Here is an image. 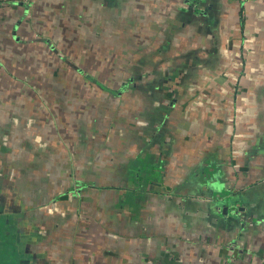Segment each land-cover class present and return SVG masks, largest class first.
Wrapping results in <instances>:
<instances>
[{
    "label": "crops",
    "instance_id": "1",
    "mask_svg": "<svg viewBox=\"0 0 264 264\" xmlns=\"http://www.w3.org/2000/svg\"><path fill=\"white\" fill-rule=\"evenodd\" d=\"M131 1L139 54L127 59L123 48L135 66L121 105L92 100L100 124L83 126L88 109L72 100L56 117L42 108L25 128L29 110L1 101L0 152L25 143L26 162H59L47 173L69 162L67 176L79 179L48 199L63 210L85 207L82 191L92 207L104 190L109 204L125 203L103 239L105 264H264V0ZM78 12V0H0L1 97L17 96L24 66L54 63L53 43L78 45ZM109 16L107 29L115 9ZM91 38V48L115 44Z\"/></svg>",
    "mask_w": 264,
    "mask_h": 264
},
{
    "label": "rangeland",
    "instance_id": "2",
    "mask_svg": "<svg viewBox=\"0 0 264 264\" xmlns=\"http://www.w3.org/2000/svg\"><path fill=\"white\" fill-rule=\"evenodd\" d=\"M123 3L127 5V10L126 8L120 9ZM133 4L134 2L131 0L130 2L127 0H113L112 2L78 0V45L70 40L66 44L53 43L56 46L51 50L56 58L54 63L51 65L41 62L40 66L32 65L37 68L35 71L31 70L28 65L24 66L25 76L16 77L20 80L17 96H12L14 92L7 96L4 94L3 97L0 96V102L12 104L13 109L29 110L27 116L30 115V121L25 122L24 119H21L22 122L24 121L25 128L29 124H34L33 116L42 115L39 112L42 108H45L51 117H56L60 112L58 106L70 105L72 100L78 101L76 106L84 105L86 110L88 109V113L78 119L83 126L85 125L82 120L86 125L100 124L99 120H94L96 108L93 107L94 112L90 110V104H93L92 100H99L98 106H102V104L120 106L126 99L123 96L127 88L125 69H130V67L134 69L133 66H135H127L129 64L127 59L134 58V55L139 54V33L132 30L133 24L137 27L138 14L134 16L131 11H128ZM91 5L92 7L89 8ZM112 8L115 9L116 16L111 19L112 25L107 29ZM127 12L131 13L130 17L126 15ZM192 13L198 16L203 14L202 11H192ZM97 17H101L102 20L98 26L93 27L92 20ZM133 20L135 21L133 22ZM142 27L145 26L142 25ZM111 28L113 29L110 30ZM125 31L128 33H124ZM95 35L101 38L100 41L103 38L105 46L109 42L110 44L115 42V44L108 46L109 50L91 48L93 45L91 37ZM102 35L105 36L102 37ZM108 37L109 39L106 41L105 39ZM113 38L115 41L111 43ZM123 40L126 42L125 46H123ZM123 48L129 52L126 60L122 55ZM105 61H113L117 64H110V62L103 64ZM18 67L20 69L21 66ZM38 69H40L39 74L32 81L29 73L35 74ZM22 77L24 79H20ZM3 107L5 106L3 105ZM7 115L8 112H3V110L0 113V117L5 118ZM72 117L77 119L75 116ZM55 120H57L56 123L62 125L60 118ZM78 121L75 124L78 125ZM103 124L106 126V123ZM87 129L82 131L86 133L85 131L89 130ZM17 132L23 133L24 130L21 129ZM35 134L34 130L33 144L38 141L34 139L38 138ZM33 144L32 147H38ZM20 147L23 149L25 143L18 145L16 141L13 145L8 146V153L0 152V242L3 239V245H0V264H20V261L17 262L16 259L19 251L23 252L21 257L23 264H105L106 246L103 239L107 237L108 233H114L112 223L117 218L121 220L119 216L125 210V203L114 205L110 201L109 204L104 190L99 191L102 198H99L93 207L87 199L89 194L86 191L81 192L86 196L85 207L78 206L75 210L67 211L58 205L55 206L58 202L55 204L49 202V195L64 191L66 187H69V182L70 185H74L73 182L75 179H79L78 176H74V178L67 176L70 172L69 165L65 166L69 162L64 163L62 159L60 162L64 168L63 171L56 167V170L52 169V171L57 174L47 173L50 164L57 166L59 162L48 161L46 158H38V160L36 158L34 162H26L23 159L26 157L21 154L22 150H19ZM54 149L58 148H53L52 153ZM34 164H45L44 172H40V167L36 168L38 171L32 170ZM60 172L65 175H59ZM79 177H81L80 181L89 180V177L81 175ZM100 179L106 185L107 177L99 176L98 180L101 181ZM120 182L117 179L115 184L119 185ZM75 186L79 187L76 184ZM74 211L76 212L74 213ZM2 213L12 215L4 216ZM119 232H123V224L120 225ZM4 234H7L16 246H10L8 241L5 243ZM17 243L20 244L19 247ZM11 255L14 256L12 262L3 261Z\"/></svg>",
    "mask_w": 264,
    "mask_h": 264
},
{
    "label": "trees",
    "instance_id": "3",
    "mask_svg": "<svg viewBox=\"0 0 264 264\" xmlns=\"http://www.w3.org/2000/svg\"><path fill=\"white\" fill-rule=\"evenodd\" d=\"M2 215H4V216H9V215H12V214H10V213H2ZM4 241H5V243H7V241L10 243V246L11 245H14V243L12 242V239L9 237V236H7V234H4ZM2 241H3V239H2ZM2 241L0 242V245H3L2 244ZM17 245H18V247L20 246V244L19 243H17ZM14 246H16V245H14ZM21 254V255H20ZM22 255H23V252L21 251H19L18 252V254H17V256H16V259H17V262H19L20 261V264H23V263H21L22 262ZM25 256V255H24ZM23 256V257H24ZM13 259H14V256L13 255H11V256H9L8 257V259H4L3 261L5 262V261H7V262H12L13 261ZM10 264V263H9Z\"/></svg>",
    "mask_w": 264,
    "mask_h": 264
}]
</instances>
